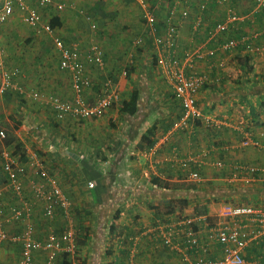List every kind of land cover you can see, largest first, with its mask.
Here are the masks:
<instances>
[{
  "label": "crops",
  "instance_id": "0c3cea01",
  "mask_svg": "<svg viewBox=\"0 0 264 264\" xmlns=\"http://www.w3.org/2000/svg\"><path fill=\"white\" fill-rule=\"evenodd\" d=\"M160 1L146 0L144 6L140 0H54L42 11V22L51 25L58 19L48 32L26 22L27 9L37 5V0H26V8L16 7L0 26V88L3 72L9 73L12 82L0 92V131L5 134L0 136V211L7 234L0 239V264H23V241L18 236L31 232L33 238L44 240L71 224L60 208L48 216L44 201L34 195L36 185L46 183L37 158L75 205L79 214L72 217L74 227L89 228L86 246L77 254L67 253L72 264H191L198 257L208 262L223 257V246L203 227L205 221L224 218V207L233 203L212 202L208 214L201 215L193 214L194 205L177 206L169 213L162 204L169 198L195 194L174 190L173 184L200 181L213 186V193L229 196L233 191L227 184L261 183L258 173L251 174L247 167L264 168V112L253 109V101L264 99V93L251 92L255 75L264 81V36L259 35L264 29V4L229 0L223 6L217 0H192L184 6L186 17L180 12L183 7L177 9L178 56L198 47L216 50L215 56L194 63L195 70L209 77L197 96L202 117L181 126L183 108L157 63L161 47L145 18L147 10L157 21L168 16L170 2ZM57 4L64 8L59 10ZM227 9L240 16L229 23L224 37L258 36L254 40L261 52L253 53L243 45L223 49L224 43L211 37L208 28L216 30L226 20ZM88 16L97 22L96 27ZM55 38L82 52L91 85L81 93L73 87L72 72L60 66ZM92 44L102 48L103 66L85 60ZM245 56L250 60L244 64L240 58ZM106 90L117 92L120 103L138 92L137 110L122 113L115 106L99 117L57 116L56 99L73 102L82 97L96 103ZM245 107L249 112H241ZM149 130L155 134L150 136L154 141L150 147L145 137ZM142 141L145 148L140 146ZM7 154L25 167L19 174L20 194L3 168ZM195 171L200 180L190 179ZM260 174L264 177V170ZM154 179L169 187L155 185ZM260 199L264 201V193ZM116 213L118 228L111 233ZM188 219L201 228L208 253L171 251L166 244L167 236L185 247ZM246 224L249 242L243 255L247 264H264V224ZM48 254L35 250L34 264L64 261V253L52 262Z\"/></svg>",
  "mask_w": 264,
  "mask_h": 264
},
{
  "label": "built area",
  "instance_id": "2783aa9c",
  "mask_svg": "<svg viewBox=\"0 0 264 264\" xmlns=\"http://www.w3.org/2000/svg\"><path fill=\"white\" fill-rule=\"evenodd\" d=\"M171 1L174 7L171 14H168L165 19L161 32H159L157 28L156 16L151 10H147L145 18L152 38L155 42L159 43L161 47L159 65L162 67L167 81L172 85L175 96L184 109L180 125L186 126L190 121H195L202 117V111L197 103V96L200 89L209 81L208 75L194 69V63L196 60H203L208 56H215L216 50L198 47L192 50H184L182 57L178 56L179 28L176 23V11L179 7H183L180 10L182 16H188V11L184 6L192 0ZM217 1L223 6L229 2V0ZM140 2L144 6H147L146 0H140ZM259 2L260 4H264V0H259ZM36 4V7L27 9L28 12L25 16L26 22L36 28L41 25L46 31L51 32L53 30L51 25L42 22V11L54 4V0H37ZM56 6L59 10L64 8V4H57ZM16 7L26 8V0H0V26L6 22ZM205 7V4L201 5L202 11L205 10ZM81 13L85 14L83 10H81ZM239 16L240 15L233 10L227 9L226 20L216 26V30H214L211 37L215 38L219 33H224L229 23L237 20ZM88 19L91 20L92 27H96L97 22L91 19L90 16H88ZM199 24L200 19H197L196 27H198ZM196 30L199 29L196 28ZM259 35L264 36V29ZM256 37L258 36L254 38ZM249 40L250 39L246 36L240 40L231 39L225 42L222 48L231 49L242 44L246 50H250L253 53L261 52L262 47ZM55 44L61 52V68L68 69L72 72L73 87L77 93H81L85 87L91 85V79L85 75L84 60L81 58V56H83L82 52L76 48L67 47L60 38H55ZM84 57L85 60L91 64L97 66H103L104 64V52L102 48L96 44H92L89 47ZM3 74L4 82L1 85L0 92H5L12 86L9 73L3 72ZM109 85L110 83L107 86ZM38 96L39 94L37 92L33 93L34 98H38ZM118 100L119 96L117 92L106 90L96 103H89L82 97L76 98L73 102L56 99L54 107L59 118H63L67 114H75L81 118H91L102 116L106 109L111 107V105ZM0 136H5L3 131H0ZM35 157L37 158L36 155ZM4 160L3 168L8 174L10 184L13 189L20 194L22 185L19 181V174L25 171V167L17 157L11 156L10 154H7ZM37 165L46 183L36 185L34 195L44 201L45 213L48 216L53 215L55 210L60 208L65 218L71 224H69L67 229L62 233H52L44 240L33 238L31 232L18 236L19 239L23 241V264H34L33 252L35 250H45L49 252L48 259L51 262L54 261L60 253L73 254L76 252V231L72 224V202L56 181L50 177L43 161L37 158ZM247 169L251 174L258 173L256 178L264 182V177L260 174L261 170H264V168L252 166L247 167ZM200 177V174L196 171L190 174V179L192 180H200ZM89 185L94 186V183L90 182ZM18 214L20 216L22 215L21 212ZM222 215L225 219L222 218L216 222L205 221L203 228L223 246V257L215 262H208L204 258L198 257L194 259L191 264H247L243 255V248L249 242V237L245 229L247 226L246 223L255 222L263 225L264 207L227 204L224 207ZM229 218H233V220H227ZM186 223L185 247H183V245L180 246L178 243L174 244L172 242L173 239L166 236L165 242L169 246V249L171 251H176L183 248L186 251L195 250L201 253H208L209 248L200 236L201 228L192 226L193 220L191 219H188ZM6 238L7 234L3 231V217L0 211V239Z\"/></svg>",
  "mask_w": 264,
  "mask_h": 264
},
{
  "label": "trees",
  "instance_id": "16d2710c",
  "mask_svg": "<svg viewBox=\"0 0 264 264\" xmlns=\"http://www.w3.org/2000/svg\"><path fill=\"white\" fill-rule=\"evenodd\" d=\"M170 2V10L168 11V14H171V11L173 9V4L171 0H161L160 2ZM167 18V15L165 16ZM165 18V19H166ZM164 20H158L157 21V28L159 30V32H161L162 28H163V24H164ZM58 23V19H54L51 23V27L55 26ZM215 27L211 26L210 28H208V32H214ZM217 39H219L220 41H222V44L234 39V40H240L243 37H239V38H231L229 40H227L228 38L224 37V33H219L217 35V37H215ZM250 39V38H249ZM256 39V38H253ZM259 40V39H258ZM250 42H255V44L257 45L258 42H256L255 40H252V38L249 40ZM242 45V44H241ZM105 57V55H104ZM156 59V58H155ZM250 60V56H245L244 58H240V61L243 62L245 64V62H249ZM157 63L159 64V60L157 58ZM242 63V66H244V64ZM127 73L128 75L130 74V69H127ZM261 78H263V76H259V75H255L254 76V85L251 86L252 90L251 92L255 93V94H259V93H264V81L261 80ZM118 78H114V80L117 81ZM256 79H259L256 81ZM263 82V84H259ZM137 101H138V92H134L133 95L130 97V99L128 100H124L122 103L120 102H114L111 107H115L117 106L119 111L122 113H134L137 110ZM183 108V107H182ZM254 112H258L259 108H253ZM184 112V109H183ZM192 122V121H191ZM151 134L153 136H155L154 132L152 130H149L148 132H146L145 137L148 140V144L147 146H151L152 142H154L153 140L150 139ZM145 141L140 142V146L142 148H145L144 146ZM18 151H20L19 146L17 147ZM148 149V147H147ZM22 159H25L23 157V154L21 155ZM257 176V175H256ZM153 183L155 185H158L159 187H169V185H163L160 183L159 179H154ZM171 187V186H170ZM227 188L231 189V191H233L232 194H230L229 196H220L218 194H215L212 192V188L213 186L211 185H207L205 183H201L199 182H186L183 184H173V186L171 187L174 190H184L187 192H194L195 194H193V196H182V197H176L174 199L169 198L168 202L163 203L162 207L165 209V212H171L173 209L175 210V208H177V206H181V208L183 207H188L189 205H194V215H201V214H208L209 211V204L212 202H221V201H226V202H231L233 203L235 206H241V205H251L253 204V206H260L264 204H261L263 200L260 199V197L263 195L264 193V182H248V185L245 184H227L226 185ZM255 192V193H254ZM69 198V197H68ZM70 199V198H69ZM71 200V199H70ZM250 201H253V203L248 204ZM72 202V200H71ZM264 202V201H263ZM79 213H77V209L75 208V205L72 202V217L75 215H77ZM119 218V213H116L114 215V223L112 224V226L110 227L111 229V233L115 232L118 228V225L116 224L115 221H117V219ZM75 231H76V252L75 254H77L79 251L82 250V248L84 246H86L87 244V240L89 239V228L88 227H84V226H80L79 227H74ZM69 254L64 253L62 254V257L64 259V261L62 262V264H72L71 262H69L67 260V256Z\"/></svg>",
  "mask_w": 264,
  "mask_h": 264
},
{
  "label": "rangeland",
  "instance_id": "374dc122",
  "mask_svg": "<svg viewBox=\"0 0 264 264\" xmlns=\"http://www.w3.org/2000/svg\"><path fill=\"white\" fill-rule=\"evenodd\" d=\"M256 100L257 99H255V101H253L254 108H256V109L259 108L258 112H264V99L259 100L258 102ZM241 112H249V109H247L245 107V109H242ZM251 112H253V111H251ZM251 203H253V201H250L248 204H251ZM262 204H264V202ZM251 205H253V204H251Z\"/></svg>",
  "mask_w": 264,
  "mask_h": 264
}]
</instances>
